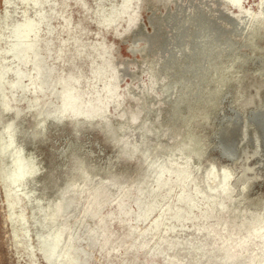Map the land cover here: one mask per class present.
I'll use <instances>...</instances> for the list:
<instances>
[{
  "label": "rangeland",
  "instance_id": "1",
  "mask_svg": "<svg viewBox=\"0 0 264 264\" xmlns=\"http://www.w3.org/2000/svg\"><path fill=\"white\" fill-rule=\"evenodd\" d=\"M258 57L264 0H0V264H264V163L217 134L264 101ZM163 168L219 199L153 235Z\"/></svg>",
  "mask_w": 264,
  "mask_h": 264
},
{
  "label": "bare ground",
  "instance_id": "2",
  "mask_svg": "<svg viewBox=\"0 0 264 264\" xmlns=\"http://www.w3.org/2000/svg\"><path fill=\"white\" fill-rule=\"evenodd\" d=\"M146 36L147 35H145V37ZM256 59H257L258 64H260V67H258V68L260 69L261 72L264 71V58L258 57V58H255L253 60H256ZM37 79H39V77H37ZM38 83L36 85L37 87L36 88L34 87V89H33L35 94H37V92L39 91V88H40ZM231 111H232V115L230 114L231 116L224 117L222 122L221 121H220L221 123L219 122L220 123L219 124V133H217V134L219 135V139H220L221 145H219V147H220L221 151L226 155H232L234 157V156H237L238 151L244 149V148H242L243 146L242 147H240V146L243 143H246L247 146L250 145L251 147H253L254 153H256L260 157V161H262L264 163V101L262 103H260V105H258L256 108L251 110L249 113L248 112H241V110L237 111V110H235V108ZM135 135H137V134H135ZM135 139H138V138L135 137ZM127 140L129 141V138ZM11 141L12 140L10 139L7 146L4 147L3 149H0L1 153L4 154V152L10 146ZM16 150H17L16 151V157H15L14 162H13L15 165V168H16V172L10 176V180L13 184L21 185V182L24 180L25 175L23 174L24 172L21 171L22 169L20 166L21 150L20 149H16ZM162 163L165 165V162H162ZM166 167L167 166H165V168ZM165 170L166 169H164L163 171H165ZM211 170H213V169H211ZM167 172L171 176L174 175L175 176L174 178H176L177 181H180L182 186L180 188V191L175 195V197L173 196V198H170V196H169L170 192L172 191V187L169 186V188H167V190H164L165 194L162 195V199H160L158 202H155V203L147 206L148 209H147L146 215H144V217L145 216L149 217L153 213L157 212L156 216L153 218V223L151 224L150 228L148 229V231L153 235H155V233L160 232V231H164V232L174 231L176 226L184 225L182 222H184L186 220L190 223L192 222V226H193L194 221H199L201 218L202 219L206 218V216L209 213V210L212 211L213 209H215V207H216L215 204H217L216 203L217 199H219L217 196L210 194L208 192L206 194H202V192H199V194H201L200 199L198 198L199 196L197 197V194H198L197 191H195V195H192L191 193H189L185 188L186 181L189 180V182H190V177H191L190 173L188 171H186V172L185 171H174L170 168H167L166 173ZM161 174H163V173L161 172ZM227 174H229V173H227ZM97 184H99V183H97ZM223 185L226 186L225 184H223ZM209 188H211V187H209ZM119 193H121V192H119ZM221 193H222V191H221ZM123 196H121V197H123ZM155 197H157V196H155ZM179 205H181V206H179ZM182 206H184V207H182ZM170 212H173L172 215H168V213H170ZM259 218H260L259 216L258 217L254 216V218H253V219H255V221H257V225L253 227L254 228L253 233L256 234L257 236H259L260 238L264 239V219L260 220ZM206 219H204V220H206ZM170 222H175V223L173 224ZM166 223H169V225ZM161 227H164V229H161Z\"/></svg>",
  "mask_w": 264,
  "mask_h": 264
}]
</instances>
